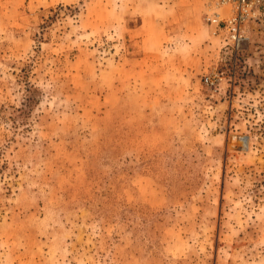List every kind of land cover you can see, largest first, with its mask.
Instances as JSON below:
<instances>
[{"label":"rangeland","instance_id":"374dc122","mask_svg":"<svg viewBox=\"0 0 264 264\" xmlns=\"http://www.w3.org/2000/svg\"><path fill=\"white\" fill-rule=\"evenodd\" d=\"M207 11L0 0V264H264V7Z\"/></svg>","mask_w":264,"mask_h":264},{"label":"built area","instance_id":"2783aa9c","mask_svg":"<svg viewBox=\"0 0 264 264\" xmlns=\"http://www.w3.org/2000/svg\"><path fill=\"white\" fill-rule=\"evenodd\" d=\"M205 4L208 10L207 18L219 25L224 23L232 32V44L239 45L243 23L264 7V0H205ZM225 9L227 14L224 13Z\"/></svg>","mask_w":264,"mask_h":264},{"label":"water","instance_id":"95a60500","mask_svg":"<svg viewBox=\"0 0 264 264\" xmlns=\"http://www.w3.org/2000/svg\"><path fill=\"white\" fill-rule=\"evenodd\" d=\"M245 140H246V143H247V142H248V138L246 137V139H245Z\"/></svg>","mask_w":264,"mask_h":264}]
</instances>
